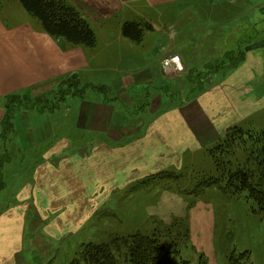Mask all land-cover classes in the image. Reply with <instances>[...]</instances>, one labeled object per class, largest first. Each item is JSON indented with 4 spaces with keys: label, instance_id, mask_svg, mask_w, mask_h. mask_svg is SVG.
<instances>
[{
    "label": "crops",
    "instance_id": "0c3cea01",
    "mask_svg": "<svg viewBox=\"0 0 264 264\" xmlns=\"http://www.w3.org/2000/svg\"><path fill=\"white\" fill-rule=\"evenodd\" d=\"M176 1L187 0H70L96 33L94 48L28 23L0 27V135L7 96L52 89L71 75L112 91L111 98L97 95L98 88L91 97L67 95L53 112L35 114L43 123L24 124L18 142L24 155L0 190V264H21L28 224L43 223V233L57 244L70 240L115 195H128L135 183L182 165L188 153L215 145L230 127L252 124L264 112L263 36L189 99L176 102L158 87L164 58L180 54L189 67L196 61L179 50L151 63L142 57L174 46L182 24L166 10ZM226 2L220 0L210 18H233L224 10L235 4ZM127 21L153 29L137 43L123 35ZM113 65L130 70L111 78ZM141 103L144 109L135 113Z\"/></svg>",
    "mask_w": 264,
    "mask_h": 264
},
{
    "label": "rangeland",
    "instance_id": "374dc122",
    "mask_svg": "<svg viewBox=\"0 0 264 264\" xmlns=\"http://www.w3.org/2000/svg\"><path fill=\"white\" fill-rule=\"evenodd\" d=\"M207 1H176L168 6L166 13H172L175 22L182 24L180 34L176 35L177 41L173 47L168 44L162 52H141L149 63L177 50L195 58L194 67L186 66L183 61L181 71L162 70L158 87L176 102L212 86L213 74L237 64L245 56L248 42L264 37V0H226V3L235 5H229L224 11H231L234 16L224 18L223 22L210 18L215 8L223 3L220 0ZM219 10L223 14V10ZM22 23L42 27L17 0H0V27H15ZM136 63L141 65L140 61ZM112 68V74H108L111 78L120 71L130 70L114 65ZM97 88V95L112 97V91L88 85L77 75L59 80L52 89L6 97L0 135V190L4 187L2 183L11 178L14 164L24 155L18 146L24 124H41L43 119L35 115L37 112H53L67 95L95 96ZM143 109L141 103L133 111L138 113ZM241 127L245 130L263 129L264 112L252 124ZM218 144L188 153L182 165H174L135 183L128 195H115L110 207H105L76 236L64 239L61 244L43 233V223L28 224L25 250L20 254L23 259L19 262L85 264L88 257L85 251L90 247L122 243L141 233L156 236L177 262L264 264V220L252 212L244 194H226L220 188L222 181L210 153ZM230 157L234 164L244 163L247 153L242 146L235 145ZM9 187L2 193L4 202L11 196L12 186ZM4 208L0 206V214Z\"/></svg>",
    "mask_w": 264,
    "mask_h": 264
},
{
    "label": "trees",
    "instance_id": "16d2710c",
    "mask_svg": "<svg viewBox=\"0 0 264 264\" xmlns=\"http://www.w3.org/2000/svg\"><path fill=\"white\" fill-rule=\"evenodd\" d=\"M17 1L28 14L39 20L49 35L74 46L94 48L97 45L94 29L80 10L67 0ZM146 29L152 30L153 27L135 21H127L122 26L123 35L137 43L143 40ZM222 139L210 150L222 181L220 188L226 194H244L252 212L264 220V128L245 130L233 126ZM235 145L242 146L247 153L244 163L234 164L231 160ZM85 252L88 253L85 264H185L177 262L156 236L141 233L122 243L92 246Z\"/></svg>",
    "mask_w": 264,
    "mask_h": 264
},
{
    "label": "built area",
    "instance_id": "2783aa9c",
    "mask_svg": "<svg viewBox=\"0 0 264 264\" xmlns=\"http://www.w3.org/2000/svg\"><path fill=\"white\" fill-rule=\"evenodd\" d=\"M162 66L165 71H181L184 67L182 58L179 54H173L164 58Z\"/></svg>",
    "mask_w": 264,
    "mask_h": 264
}]
</instances>
